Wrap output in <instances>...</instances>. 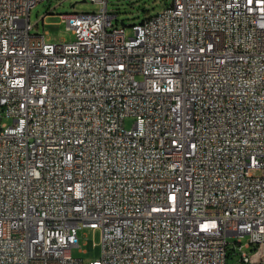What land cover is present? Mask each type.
<instances>
[{
	"label": "built area",
	"instance_id": "obj_1",
	"mask_svg": "<svg viewBox=\"0 0 264 264\" xmlns=\"http://www.w3.org/2000/svg\"><path fill=\"white\" fill-rule=\"evenodd\" d=\"M44 1L0 0V264H83L82 228L89 264H264V0H173L131 37L90 0L57 43Z\"/></svg>",
	"mask_w": 264,
	"mask_h": 264
},
{
	"label": "rangeland",
	"instance_id": "obj_2",
	"mask_svg": "<svg viewBox=\"0 0 264 264\" xmlns=\"http://www.w3.org/2000/svg\"><path fill=\"white\" fill-rule=\"evenodd\" d=\"M52 0L38 3L31 11L30 21L34 25L33 34L49 33L52 43L61 40L67 42L73 40V36L66 30V24L61 22L60 15L63 14H83L93 13L99 9V4L90 0ZM173 0H108V10L110 13L117 15L114 19V25L117 27H126V36L133 35L131 27L149 17L155 16L165 8L170 7ZM49 14L43 21V17ZM45 23V24H44ZM37 26V27H36ZM140 79V77L138 76ZM11 123V121H8ZM134 124L133 118L125 121V127L131 129ZM255 176L261 174L260 171H253ZM79 247L74 248L72 255L76 259L82 260L83 264H89L98 261L101 258L100 231L90 228H82L78 232ZM248 236L242 238V242H248ZM230 241H234L231 239ZM251 262L259 261V254L252 245L243 248ZM237 260V259H236Z\"/></svg>",
	"mask_w": 264,
	"mask_h": 264
},
{
	"label": "water",
	"instance_id": "obj_3",
	"mask_svg": "<svg viewBox=\"0 0 264 264\" xmlns=\"http://www.w3.org/2000/svg\"><path fill=\"white\" fill-rule=\"evenodd\" d=\"M82 2H85V0H83Z\"/></svg>",
	"mask_w": 264,
	"mask_h": 264
}]
</instances>
